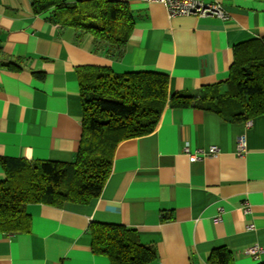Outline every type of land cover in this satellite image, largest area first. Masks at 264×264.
I'll return each mask as SVG.
<instances>
[{"label":"crops","instance_id":"obj_1","mask_svg":"<svg viewBox=\"0 0 264 264\" xmlns=\"http://www.w3.org/2000/svg\"><path fill=\"white\" fill-rule=\"evenodd\" d=\"M205 1L221 4L228 19L170 17L162 4L128 0L136 25L124 55L110 59L95 51L92 37L77 41L50 13L36 15L32 0H0V179L2 159H75L82 68L161 73L170 95L206 94L224 83L234 47L264 39V0ZM186 145L216 146L220 153L190 162ZM27 212V231L0 234V264H111L92 250L93 224L137 230L156 248L149 264H208L219 248L230 250L235 264H262L264 253L256 259L246 250L264 248V115L232 123L168 106L151 134L119 144L98 198L63 207L31 204Z\"/></svg>","mask_w":264,"mask_h":264},{"label":"trees","instance_id":"obj_2","mask_svg":"<svg viewBox=\"0 0 264 264\" xmlns=\"http://www.w3.org/2000/svg\"><path fill=\"white\" fill-rule=\"evenodd\" d=\"M32 9L36 15L50 13V21L71 29L77 41L92 37L95 51H105L110 59L124 55L136 25L134 12L123 0H32ZM79 80L84 113L75 159L71 163L1 160L0 234L27 231L31 204L63 207L98 198L119 144L151 134L168 106L213 112L232 123L264 115V39L236 45L229 78L209 87L206 94L170 95L167 75L119 74L112 67L82 68ZM90 234L93 252L111 264H149L157 259L156 248L144 244L137 230L93 224ZM208 264H235L234 255L226 248L216 249Z\"/></svg>","mask_w":264,"mask_h":264},{"label":"built area","instance_id":"obj_3","mask_svg":"<svg viewBox=\"0 0 264 264\" xmlns=\"http://www.w3.org/2000/svg\"><path fill=\"white\" fill-rule=\"evenodd\" d=\"M128 1V0H123ZM148 4H162L168 11L170 17L178 16H196V17H216L222 20H227L228 15L223 6L219 3L206 2L205 0H140ZM247 143L245 136L238 138V152L244 154ZM184 152L190 162H196L206 157L216 156L220 153V149L216 146L210 149H197L192 151L189 145H186ZM216 223L222 222L221 218L215 220ZM246 253L254 258L264 253V248L260 246H252L246 250Z\"/></svg>","mask_w":264,"mask_h":264}]
</instances>
